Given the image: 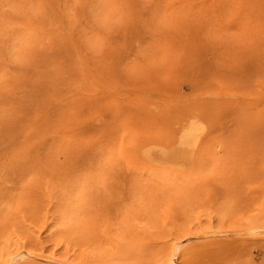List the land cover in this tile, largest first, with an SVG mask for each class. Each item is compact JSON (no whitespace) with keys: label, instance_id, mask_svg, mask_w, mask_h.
I'll use <instances>...</instances> for the list:
<instances>
[{"label":"rangeland","instance_id":"374dc122","mask_svg":"<svg viewBox=\"0 0 264 264\" xmlns=\"http://www.w3.org/2000/svg\"><path fill=\"white\" fill-rule=\"evenodd\" d=\"M158 257L264 264V0H0V264Z\"/></svg>","mask_w":264,"mask_h":264},{"label":"bare ground","instance_id":"6f19581e","mask_svg":"<svg viewBox=\"0 0 264 264\" xmlns=\"http://www.w3.org/2000/svg\"><path fill=\"white\" fill-rule=\"evenodd\" d=\"M225 187H227V186H225ZM215 234H216V233H215ZM143 238H145V237H143ZM129 240H130V239H129ZM141 243H143V242H141ZM131 247H132V246H131ZM127 250H128V249H127ZM129 252H130V251H129ZM124 256H127V255H124ZM172 258H173V257H172ZM174 258H175V257H174ZM151 259H152V258H151ZM153 259H154V258H153ZM158 259H159V257H158ZM163 259H164V258H163ZM166 259H167V258H166ZM168 259H169V258H168ZM168 259H167V260H168ZM135 260H136V259H129L128 261L131 262L130 264H147V262L136 263ZM157 261H158V262H162L161 259H159V260H157ZM168 261H169V260H168ZM152 262H153V261H152ZM152 262L149 263V264H155L156 261L153 262V263H152ZM164 262H167V261H163V262L160 263V264H163ZM167 263H168V262H167ZM167 263H166V264H167ZM170 264H176V263H175L174 261H171Z\"/></svg>","mask_w":264,"mask_h":264}]
</instances>
